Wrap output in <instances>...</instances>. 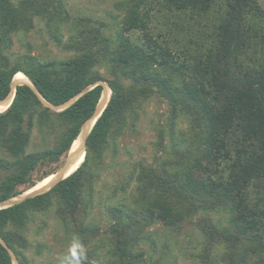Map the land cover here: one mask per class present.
<instances>
[{
	"label": "trees",
	"instance_id": "obj_1",
	"mask_svg": "<svg viewBox=\"0 0 264 264\" xmlns=\"http://www.w3.org/2000/svg\"><path fill=\"white\" fill-rule=\"evenodd\" d=\"M0 0V102L12 92V79L23 73L33 85H18L10 106L0 112V205L56 173L96 110L103 83L111 96L86 138L83 163L47 193L0 208V237L19 264H30L23 250L31 214L54 213L87 236L84 198L93 196V161L102 157L114 126L125 124V113L140 99L159 92L173 119L189 117L200 129L201 143L176 162L175 170L141 171L136 196L139 211L112 207L109 264H135L133 252L145 223L160 222L181 230L199 210H228V228L210 217L197 226L208 241L204 261L215 245H224L229 264H264V9L256 0H127L122 38L116 47L100 29L67 44L80 54L64 61L43 62L14 54V39L45 23L50 36L61 40L67 22L63 0ZM164 20V21H162ZM28 46V45H27ZM26 47V45L24 46ZM106 65L113 78L94 69ZM131 79L139 88L125 87ZM76 99L66 109L56 111ZM52 106V107H51ZM57 133L52 147L28 152L34 130ZM183 161H187L185 165ZM51 167L40 177L34 173ZM0 242V264H13ZM87 264H102L93 254Z\"/></svg>",
	"mask_w": 264,
	"mask_h": 264
},
{
	"label": "rangeland",
	"instance_id": "obj_2",
	"mask_svg": "<svg viewBox=\"0 0 264 264\" xmlns=\"http://www.w3.org/2000/svg\"><path fill=\"white\" fill-rule=\"evenodd\" d=\"M125 1L63 0L67 22L60 29V42L50 36L45 23L36 19V27L30 33L15 37L12 52L28 53L43 62L68 60L80 52L68 49L67 44L83 40L81 34L91 29H100L114 47L122 38L138 40L139 33H123L124 20L128 15L122 5ZM256 1L264 9V0ZM94 71L104 78H113L106 65H100ZM122 83L125 87L141 86L127 78H123ZM56 135L47 133V136H43L35 129L28 152L52 147ZM200 143V129L193 128L189 117L184 114L173 119L171 107L159 92L140 99L125 113V124L112 128L102 157L93 161V196L84 198L87 222L93 230L87 236L77 234L72 226L57 218L54 208L31 214L25 229L29 243L23 250L30 264H60L61 258L72 245L74 235H78L85 246L87 260L93 254H98L102 264L114 262L110 227L115 218L110 208L125 206L127 210L139 211L144 204L136 196L137 175L143 170H155L158 173L163 168L175 170L176 162L184 158L182 152H194ZM0 154L11 159L2 149ZM67 157H63L59 169ZM50 168L39 169L34 173V178L40 177ZM6 173L0 170L1 177ZM203 217H210L220 229L228 228L230 213L225 209L211 212L201 209L189 216L181 230L169 228L160 222L145 223L133 248L137 259L135 264H229L224 245H215L208 260L204 261L208 241L196 225ZM13 254L16 263H19ZM249 264L257 263L253 260Z\"/></svg>",
	"mask_w": 264,
	"mask_h": 264
},
{
	"label": "bare ground",
	"instance_id": "obj_3",
	"mask_svg": "<svg viewBox=\"0 0 264 264\" xmlns=\"http://www.w3.org/2000/svg\"><path fill=\"white\" fill-rule=\"evenodd\" d=\"M30 85L31 83L28 80V78L21 72H18L17 74L14 75L12 79V92L9 94V96L0 102V112H3L6 110L10 104L13 101V96H14V88L17 87L18 85ZM111 96V89L109 86L105 83L103 84V92L101 96V100L99 103V106L96 110L95 115L87 121L86 123V130L85 132L78 137V139L75 141L73 144L71 150L68 153V157L66 159L65 165L60 169L57 173H54L50 176H47L45 179L42 181L38 182L33 188L26 190L24 193L21 195H18L14 198L11 199L10 202H19L21 201L24 197L34 195V194H42V193H47V191L54 186L57 182L60 180L68 177L71 175L77 168L78 166L83 162L84 160V141L85 138L90 131L91 127L93 124L96 122L100 114L103 112V110L106 108L108 101ZM72 102H69L62 107L61 110L66 109L67 106H69ZM52 107V106H51ZM58 106V108H61ZM13 264H17L14 262Z\"/></svg>",
	"mask_w": 264,
	"mask_h": 264
},
{
	"label": "clouds",
	"instance_id": "obj_4",
	"mask_svg": "<svg viewBox=\"0 0 264 264\" xmlns=\"http://www.w3.org/2000/svg\"><path fill=\"white\" fill-rule=\"evenodd\" d=\"M60 264H87V253L78 235L73 236L72 245L61 258Z\"/></svg>",
	"mask_w": 264,
	"mask_h": 264
},
{
	"label": "water",
	"instance_id": "obj_5",
	"mask_svg": "<svg viewBox=\"0 0 264 264\" xmlns=\"http://www.w3.org/2000/svg\"><path fill=\"white\" fill-rule=\"evenodd\" d=\"M30 83H31V82H30ZM29 86H30V85H29ZM30 87H32V88L34 89V87H33L32 84H31ZM15 90H16V87L14 88V95H15ZM34 90H35V89H34ZM8 96H9V95H8ZM13 97H14V96H13ZM75 100H76V99H74V100H72V101H70V102L73 103ZM100 100H101V99H100ZM72 103H71V104H72ZM99 103H100V101H99ZM99 103H98V105H97V107H96V110H97V108H98V106H99ZM67 107H68V106H67ZM61 108H62V107H61ZM96 110H95V113H96ZM103 111H104V110H103ZM95 113H94V115H95ZM101 114H102V113H101ZM101 114H100V116H101ZM94 115H93V116H94ZM100 116H99V117H100ZM99 117H98V118H99ZM96 121H97V120H96ZM86 123H87V122H86ZM86 123H85L84 126L82 127L81 132H80L79 135H82V134L85 132V130H86ZM95 123H96V122H95ZM95 123H94V124H95ZM94 124H93V126H94ZM93 126L91 127L90 131L88 132L86 138L88 137L89 133L91 132ZM86 138H85V141H84V147H83V150H84V159H85V154H86V144H85V142H86ZM83 161H84V160H83ZM82 163H83V162H82ZM82 163H81V164H82ZM81 164H80V165H81ZM64 165H65V163H64ZM64 165H63V166H64ZM80 165L78 166V168L80 167ZM63 166H62V167H63ZM62 167H61L60 169H62ZM78 168H77V169H78ZM60 169H59V170H60ZM77 169H76V170H77ZM59 170H58V171H59ZM58 171H57V172H58ZM57 172H56V173H57ZM64 179H65V178H64ZM62 180H63V179H62ZM60 181H61V180H60ZM60 181H59V182H60ZM57 183H58V182H57ZM57 183H56V184H57ZM56 184H55V185H56ZM55 185H54V186H55ZM54 186H52L50 189H52ZM50 189H49V190H50ZM49 190H48V191H49ZM42 194H43V193H42ZM35 195H38V194H34V195H30V196H26V197H24V198H23L21 201H19V202H10L11 199H12V198H11V199H9L8 201H6V202H4L3 204H1V205H0V208H6V207L13 206V205H15V204H18V203L24 201L26 198L33 197V196H35ZM0 242H1L5 247H7L6 243L1 239V237H0ZM7 249H8V251H9L10 254H11V257H12L13 263H14V262H17L16 259H15V257H14V254H13L12 250H11L10 248H8V247H7ZM17 264H19V263H17Z\"/></svg>",
	"mask_w": 264,
	"mask_h": 264
}]
</instances>
